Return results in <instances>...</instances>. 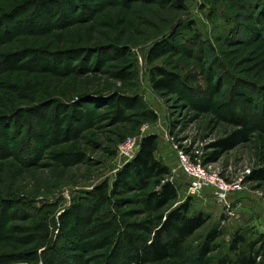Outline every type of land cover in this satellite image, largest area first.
<instances>
[{
	"label": "rangeland",
	"instance_id": "obj_1",
	"mask_svg": "<svg viewBox=\"0 0 264 264\" xmlns=\"http://www.w3.org/2000/svg\"><path fill=\"white\" fill-rule=\"evenodd\" d=\"M22 1L0 0V16ZM57 1L51 12L37 6L39 14H26L30 25L10 18L0 25V38L11 36L0 41V114L40 100L55 105L38 117L17 110L15 122L0 120V264H236L231 245L239 235L249 256L264 238V0ZM59 11L68 23H55ZM33 24L37 33H18ZM30 49L48 54L50 70L40 63L44 53L28 63L8 58L13 66L3 67L2 57ZM163 72L171 89L153 85ZM241 116L245 138L220 146L238 129L231 118ZM148 134L157 136L155 156L177 191L161 207L151 176L137 182L129 170V186L113 190L134 158L120 157L118 145ZM174 146L239 185L229 196L231 216L210 189L187 193ZM184 203L187 216L206 221L180 252L156 261L147 245ZM254 264H264V252Z\"/></svg>",
	"mask_w": 264,
	"mask_h": 264
},
{
	"label": "trees",
	"instance_id": "obj_2",
	"mask_svg": "<svg viewBox=\"0 0 264 264\" xmlns=\"http://www.w3.org/2000/svg\"><path fill=\"white\" fill-rule=\"evenodd\" d=\"M176 1H178L179 5H182L183 0H176ZM238 1L241 2V1H246V0H238ZM251 1L253 0H250V2ZM57 2H58L57 0H25V1L19 2L15 6L10 8V10H7L5 13H3V15L0 16V25L3 24L2 22L4 21L5 18L12 19L11 21L15 23L16 25L17 24H21L25 26L30 25L31 23L34 22L33 21L34 19L28 15H30L31 13L39 14V12H36L34 8H37V6L38 7L41 6L43 9H46L49 12H51L50 3L56 4ZM68 5L69 7L74 8V6L71 3H69ZM252 5H253V2H251L249 6H252ZM240 7L247 8V6L243 4L240 5ZM16 14H19L18 15L19 18L17 20H16L17 18ZM259 14L261 15L264 14V7H262ZM40 21H42V19ZM51 21L52 20H49V22ZM55 21H56L55 23H59V21L64 24L68 23L67 16L64 14V11H59L56 14ZM36 25L38 24H35V25L33 24V26H31L28 30H22L21 32H18V33H25V34L37 33L38 31H35L34 29ZM50 26L51 27L49 28L57 27L58 25L51 24ZM256 29H258L259 31L261 30V28H256ZM45 31H48V28L45 29L43 32ZM260 34L262 35V33ZM10 38L11 36H7V38H0V41L8 40ZM16 44L22 45L20 41L13 43V45H16ZM31 51L32 49L27 50V51L25 50V52H22L21 55L17 53L9 54L8 56L1 58L2 60L1 63H3V60H4V63L8 62L9 60L8 58L13 60L17 57H21V59L26 60L27 63L34 62L37 56L42 55L44 53L45 56L41 58L40 63L42 64L44 63L43 68L46 71L50 70L49 64L51 62H50V59L48 58V54L46 52L36 51L37 53H34ZM32 53L34 55L30 56V54ZM3 65H4L3 66L4 68L13 66L11 63H6ZM161 75H162L161 77L157 78L154 81L153 83L154 87L157 89H166V90L171 89L170 78L167 77L168 75L165 74V72H163ZM86 95L87 93H85L84 95L80 97H83ZM52 105H54L53 102H51V104L49 102V105H48L47 101L45 102V100H40L37 102V105L34 108L32 107L26 110L25 109H22V110L17 109V110H19L20 112L21 111H28V112L31 111L32 114L38 117V115L40 114L39 112L44 110V108L42 107L47 106L48 108H52ZM53 107L55 108V105ZM17 110L15 109L8 110L6 113L0 114V120L2 121L3 119L5 120V119L11 118L10 119L11 122L12 121L15 122V120L17 119L16 116H18L19 114ZM67 115H70V117H73L71 114H65L64 118ZM55 121L56 120H53V127H54L53 131H57L58 129L57 126H54ZM19 124H20V121L17 120L16 126H18ZM231 124L236 126L238 129L234 131L232 135L227 138L226 144H220V146L222 147H234L245 138V131H246V127L248 124L245 117L241 116L238 118L236 117L231 118ZM45 135L48 136L49 132H46ZM51 140L53 142L56 141V139L53 137H51ZM157 149H158L157 136L154 134L145 135L142 138L137 154L134 156V158L130 162H128L124 166L123 170L119 172L117 179L114 183L115 187L113 188V190L115 191L116 189L127 188V186H129L128 175H126V173H128V171L131 170L133 172L132 179L134 181L144 183L146 177L151 176L154 178V185L156 187H159V190L157 191L155 190L153 192L154 204L156 207H161L165 205L167 201L175 200L177 198L176 188L174 187L172 183L165 181V177L169 174V169L156 158L155 154L157 152ZM215 156H216V152L209 154L207 156V162L213 159ZM97 193L99 196V200L101 202L106 199V190L104 187L101 189H97ZM187 210H188V203L182 204L174 213L166 217L165 222L163 223V229L157 230L154 232V236L151 238L149 244L147 245V249L150 251V253L152 254V256L154 257L156 261L163 260V259L170 257V252H180L184 242L189 237H191L195 233V231L199 229L200 227H202L203 224L205 223L206 218L203 217L201 214L197 216H187L186 215ZM37 226H39V224L37 223L33 225V227L35 228ZM169 230H172L174 232V235L169 238L164 239L163 234H165ZM47 233H48V229L45 230L44 228L42 232L43 239L46 238L45 235ZM244 243H245L244 238H242V236L239 235L234 239L231 245L232 250L238 251L239 256L237 258L236 264H254L255 256H258L261 252H264V238H260V240L256 242V245L252 248L251 254L249 256H246L244 254V251L242 248ZM207 253H208V247L205 246L201 255L204 257L206 256ZM221 264H226V262H221Z\"/></svg>",
	"mask_w": 264,
	"mask_h": 264
},
{
	"label": "built area",
	"instance_id": "obj_3",
	"mask_svg": "<svg viewBox=\"0 0 264 264\" xmlns=\"http://www.w3.org/2000/svg\"><path fill=\"white\" fill-rule=\"evenodd\" d=\"M141 138L142 136L138 135L123 139L118 145V155L125 158L126 161L132 159L139 150ZM169 139L172 141V137L167 138L166 134V140L169 141ZM174 147L176 149L177 168L188 180L187 193L192 196L200 195L205 189H210L223 210L224 216H231L229 196L239 189V185L237 186L236 183H227L219 175L206 170L201 163L195 161L196 156L192 157L181 148ZM196 154L198 153L196 152ZM222 223H224V220Z\"/></svg>",
	"mask_w": 264,
	"mask_h": 264
},
{
	"label": "crops",
	"instance_id": "obj_4",
	"mask_svg": "<svg viewBox=\"0 0 264 264\" xmlns=\"http://www.w3.org/2000/svg\"><path fill=\"white\" fill-rule=\"evenodd\" d=\"M250 197V196H249ZM251 204H253V201L252 202H250Z\"/></svg>",
	"mask_w": 264,
	"mask_h": 264
}]
</instances>
